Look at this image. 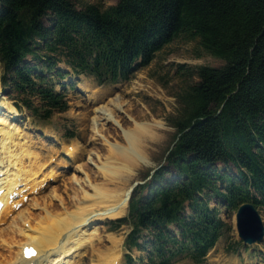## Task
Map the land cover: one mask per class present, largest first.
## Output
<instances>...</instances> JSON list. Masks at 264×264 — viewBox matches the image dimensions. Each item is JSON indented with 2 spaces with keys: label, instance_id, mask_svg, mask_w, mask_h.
Instances as JSON below:
<instances>
[{
  "label": "trees",
  "instance_id": "16d2710c",
  "mask_svg": "<svg viewBox=\"0 0 264 264\" xmlns=\"http://www.w3.org/2000/svg\"><path fill=\"white\" fill-rule=\"evenodd\" d=\"M180 35L224 64L196 68L197 82L177 98L166 165L134 189L127 218L118 220L131 227L126 249L145 251L148 264H171L183 253L195 264L205 260L230 229L211 199L226 210L264 209V0H116L106 9L0 0L2 93L23 97L17 109L39 122L67 111L66 76L100 86L126 81ZM145 232L150 240H141ZM125 262L133 264L130 255Z\"/></svg>",
  "mask_w": 264,
  "mask_h": 264
},
{
  "label": "bare ground",
  "instance_id": "6f19581e",
  "mask_svg": "<svg viewBox=\"0 0 264 264\" xmlns=\"http://www.w3.org/2000/svg\"><path fill=\"white\" fill-rule=\"evenodd\" d=\"M80 88L88 93L92 135L86 148L65 146L67 161L54 166L44 154L46 144L34 142L15 121L13 104L0 102V264H82L85 257L90 264H119L122 258L123 238L109 233L106 223L126 215L130 189L152 164V147L166 127L137 121L118 95L99 98ZM48 153L60 157L53 147ZM66 167L67 182L60 180ZM29 248L32 257L24 256Z\"/></svg>",
  "mask_w": 264,
  "mask_h": 264
},
{
  "label": "rangeland",
  "instance_id": "374dc122",
  "mask_svg": "<svg viewBox=\"0 0 264 264\" xmlns=\"http://www.w3.org/2000/svg\"><path fill=\"white\" fill-rule=\"evenodd\" d=\"M71 2L77 9L87 4L96 5L100 9H106L116 4V0H71ZM223 64L222 60L207 54L200 46L198 39L180 35L156 53L154 59L147 67L137 69L126 81L116 84L106 83L100 86L92 77L83 75L76 77L74 75L66 76L61 83L65 84L64 95L68 109L63 113H55L46 122L36 121L25 108L17 109L18 106L21 107L23 97L17 95L14 91H8L7 96L2 93L0 102L2 103V100L6 99L13 104V108L18 110L17 112L15 111L17 114L16 116L14 115V117H17L15 121L21 127L26 128L27 132L31 133L34 142H40L39 145L46 144L45 148H47L44 154L47 159H50L51 166H54L55 163L59 162L57 160L67 161L64 154L65 146H69L72 143L83 145L85 140L92 135L90 129L92 114L90 113V105L86 100L88 93L83 92L80 87L84 86L89 90L92 89L99 98L108 99L116 95L120 96L123 101L128 103V114L137 121L148 122L156 120L163 123L166 127L164 131L159 133V136L162 137L161 142L152 147L150 153L152 164L138 172L136 181L145 185L150 182L153 174L151 172L166 165L165 157L168 149L172 148L176 133L171 126V122L179 111L177 98L188 86L197 82V78L194 76L196 68L199 66L218 68ZM58 68L62 71L70 69L63 63H59ZM1 73L0 66V76ZM50 80L57 91L62 90L59 84L56 83L57 78L53 74ZM14 105L17 107L15 108ZM124 123L126 127L130 126L128 121ZM112 128L115 127H109V132L115 137H119L116 136V132ZM83 146L86 148L87 145ZM50 147L58 151V154H60L59 159L53 153H48ZM93 147L98 149L100 145L95 144ZM222 168L223 166L221 165L217 166V170L220 172ZM64 170L63 173H60V180L67 182L71 170L70 167H66ZM227 173L235 174L236 171L227 169ZM209 206L217 211L219 217L230 226V229L219 239L201 264H264V240L260 244L245 246L238 238L235 229L234 219L236 211L226 210L212 199L209 201ZM258 212L264 225V209H258ZM128 213L129 208L123 218H127ZM118 220L106 223V227L109 229V233L120 235L123 238L122 258L119 264H126V255L131 256L133 264H148L145 251L136 249L128 251L126 249L124 242L131 227L130 225L119 224ZM169 229L172 234L178 236L174 226H170ZM143 239L150 240L151 236L145 232L141 240ZM82 264H90L89 259L85 257ZM171 264L195 263L183 253L173 258Z\"/></svg>",
  "mask_w": 264,
  "mask_h": 264
},
{
  "label": "water",
  "instance_id": "95a60500",
  "mask_svg": "<svg viewBox=\"0 0 264 264\" xmlns=\"http://www.w3.org/2000/svg\"><path fill=\"white\" fill-rule=\"evenodd\" d=\"M138 185H142V183L134 182L130 191L133 192ZM235 229L238 238L245 246H252L263 242L264 225L258 210L252 203H244L237 209L235 214Z\"/></svg>",
  "mask_w": 264,
  "mask_h": 264
},
{
  "label": "snow or ice",
  "instance_id": "6c2138e0",
  "mask_svg": "<svg viewBox=\"0 0 264 264\" xmlns=\"http://www.w3.org/2000/svg\"><path fill=\"white\" fill-rule=\"evenodd\" d=\"M26 255H27L28 257H32V256L35 255V252H34L32 249L29 248V249L26 251Z\"/></svg>",
  "mask_w": 264,
  "mask_h": 264
}]
</instances>
